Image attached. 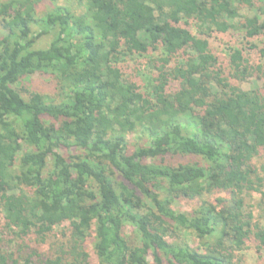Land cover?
I'll list each match as a JSON object with an SVG mask.
<instances>
[{
	"label": "trees",
	"instance_id": "1",
	"mask_svg": "<svg viewBox=\"0 0 264 264\" xmlns=\"http://www.w3.org/2000/svg\"><path fill=\"white\" fill-rule=\"evenodd\" d=\"M217 35L240 40L223 45L226 71ZM263 36L264 0L0 2V237L45 245L65 225L37 264H90L92 225L97 264H239L251 239L264 250ZM132 56L150 72L140 87L117 67ZM38 74L59 98L21 92ZM256 75L260 87L231 85ZM28 249L13 260L0 246V264H36Z\"/></svg>",
	"mask_w": 264,
	"mask_h": 264
},
{
	"label": "rangeland",
	"instance_id": "2",
	"mask_svg": "<svg viewBox=\"0 0 264 264\" xmlns=\"http://www.w3.org/2000/svg\"><path fill=\"white\" fill-rule=\"evenodd\" d=\"M5 0H0V2H4ZM61 3V1H60ZM47 7V3H43L38 8V13H43ZM74 8V7H73ZM247 15L251 16V12L249 11H240V15ZM33 30H35L33 28ZM263 41L264 45V36L260 39ZM49 37L42 38L38 44L37 48H46L49 44ZM238 44L240 40L232 39L230 35H217L214 36L212 39L209 40V48L210 52L213 55L217 62V67L219 69H223L226 71V52H225V44ZM253 43V41H251ZM118 68H121L125 73L126 77L129 79L131 83L136 86H143L144 78L150 73L147 65V61L144 57L139 56H132L126 58L122 63L117 65ZM227 73V72H226ZM232 86L239 87L243 91H249L254 87H260L262 85V80L258 75L249 77L244 82H238L236 80L231 81ZM21 92H36L48 99H57L59 98L58 91H57V84L53 77L49 75L38 74L35 76H31L21 85ZM61 98V97H60ZM133 138L131 139V141ZM60 154L66 155H77V152L73 149L67 150L62 149L59 151ZM256 165L261 168L264 166V153L262 152L259 158L256 160ZM223 197V195L213 194L207 197L210 202H214V200ZM248 204L251 206L253 205V209L251 210V214L253 215L254 220H258L260 215V211L256 207V203L258 202V197L252 195L250 196ZM200 201H187V200H179L177 204L174 206V210H178L181 212H191L196 206H198ZM1 220V219H0ZM3 223V222H2ZM4 224V223H3ZM2 224V226H3ZM0 228H2L0 226ZM61 233L66 234L65 225L56 227L53 229L52 234L49 236V239L45 245H38L36 241V237H25L23 239H17L15 236H8L4 233L3 237H0V246L3 250L7 253H11L13 256V260L26 255L29 253V248L34 249L32 255H34V262L37 264L40 260L38 258V254H42L48 251L49 247H46L48 244H53L57 240L60 239ZM125 235L127 238L132 239L135 234L133 229L126 227L125 228ZM93 237H94V225L91 227V234L89 239L87 240L84 248L89 256L90 264H97L96 258L92 252V244H93ZM182 237L186 238L191 246L197 245V240L190 235H183ZM34 239V244H33ZM65 239V238H64ZM63 240L61 239L60 242ZM247 250L242 255V259L239 260V264H264V250L258 249L257 243L251 239L246 244ZM49 252V251H48ZM31 253V252H30ZM148 263H152L150 257H148Z\"/></svg>",
	"mask_w": 264,
	"mask_h": 264
}]
</instances>
